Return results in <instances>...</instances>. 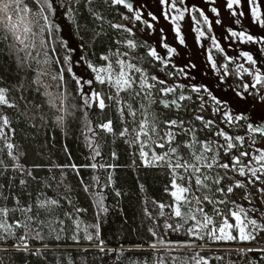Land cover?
<instances>
[{
  "label": "snow or ice",
  "instance_id": "obj_1",
  "mask_svg": "<svg viewBox=\"0 0 264 264\" xmlns=\"http://www.w3.org/2000/svg\"><path fill=\"white\" fill-rule=\"evenodd\" d=\"M95 3L0 0V42L19 68L33 72L27 86L25 80L18 83L20 95L16 98L10 99L11 89L0 86V141L4 142V148H0V245L11 242V249L0 247V251L27 253L31 240L44 242L45 230L55 233L59 242L60 234L66 231V220L74 225L71 239L80 243V214L87 209L73 203L71 185L65 183L66 169L76 175L83 192L93 197L95 222L83 227L84 240L95 242L101 253H116L117 261L125 251L137 250L139 246L106 249L101 238L102 220L113 210L106 203L105 190H112L117 203L126 194L116 187L114 172L118 165L97 160L102 158L98 140L104 132L124 140L132 150V166L161 171L168 177L164 191L170 195V202L153 201L159 208L157 216L146 206L144 212L154 224L150 234L170 253H177L170 257L172 264H187L179 252L203 248L209 241L254 242L259 246L236 251L259 252L264 260V143H260L264 140V0H223L227 17L222 16L217 0H203L199 5L190 0H156L155 8L148 0H103L105 7L117 9L119 20L108 21L118 33L114 40L117 47L100 55L99 64L80 51L88 47L84 35L78 36L79 43L73 39L82 29L87 31L80 22L81 6L99 22L91 44L106 35L105 13ZM246 14L250 20L247 26ZM186 18L194 34L193 51L188 59L177 60L189 47L184 31ZM161 20L168 29L160 26ZM251 25L259 31H251ZM217 28L221 29L219 35ZM46 80L55 82V92ZM104 88L109 89L107 94ZM26 92L46 98L47 105L58 113L55 124L65 130L70 120H76V113H82L89 163L53 162L29 168L19 162L23 154L16 151L15 129L2 108H19L23 103L22 114L33 121V128L37 119L47 122L41 112L43 105L27 99ZM77 99L79 105L69 103ZM29 104L32 111L27 110ZM112 105L123 124L118 134L112 119L96 122L94 114L90 115L93 108L103 114ZM172 111L175 115H169ZM111 158L118 159L116 152ZM82 168L107 172L106 179L93 175L91 183H85L80 175ZM44 169L49 176L41 179L34 174ZM54 170L59 171V180L51 174ZM33 183L43 185L36 192L34 204L29 191ZM61 187L64 191L55 197L44 191L55 192ZM139 187L143 189L144 185ZM25 194L29 200L22 202ZM237 195L250 207L243 206ZM62 201L72 207V212L64 213V219L55 215ZM39 210L49 218L42 219ZM161 218L166 235L174 233L183 239H164L159 232ZM149 248L158 252L156 243ZM192 260L194 264H209L199 252L193 253ZM157 264H164L158 255Z\"/></svg>",
  "mask_w": 264,
  "mask_h": 264
},
{
  "label": "trees",
  "instance_id": "obj_2",
  "mask_svg": "<svg viewBox=\"0 0 264 264\" xmlns=\"http://www.w3.org/2000/svg\"><path fill=\"white\" fill-rule=\"evenodd\" d=\"M100 11L105 13V21L103 24V31L106 35L100 36L95 40L94 46L91 44V37L94 34L99 22L93 21L88 13L81 6L82 16L80 22L87 26V31L81 30V33L74 36L73 39L76 43H79V35H84L85 44L88 47H82L81 52L85 56L90 57L97 64L102 63L98 60V57L102 54L109 52L110 49H115L117 46L114 40L117 38L118 33L110 28L108 21L116 22L119 17L115 15L117 9L107 8L103 5V0H96L94 5ZM119 11L123 12V8ZM74 31V30H73ZM143 54V49L140 50ZM33 76L32 71L19 68L13 58L8 53L6 46L3 42H0V86L8 87L11 89L9 93L10 99L16 98L20 93L16 90L18 83L21 80H25V85L31 80ZM26 78V79H25ZM52 84L51 91L55 92V82L47 81ZM72 82L69 81V91L71 92ZM100 90V89H98ZM104 93H108L109 89L104 88ZM25 96L29 100L35 101L37 104H42L43 108L41 112L45 117V121L37 119L35 121L36 127L31 125L33 121L27 119L22 113L25 111V105L20 103L19 108H2V111L9 115L12 121V128L15 129L13 142L17 146L16 151L22 153L20 163L26 167H31L35 164L50 165L53 162L56 164H69L76 163L77 165L89 163L90 150L87 146L86 129L83 127L82 113H76V120L69 121V126L65 130L55 124V109L50 108L47 105L46 98L34 93L26 92ZM75 102L79 105V100L69 101V103ZM106 103L108 101L106 100ZM187 104V102H185ZM29 111H32L31 104L28 105ZM96 117V122H104L110 118L113 120V127L116 133L122 129L120 117L117 115L115 105L108 107L101 114L96 108H93L92 113ZM169 115H175L172 111ZM83 133V134H82ZM100 151L102 152V158H97L99 162L112 164L115 163L118 167L115 169L114 178L116 180V187L121 189L123 198L117 203V198L112 193V190L106 189L108 194V200L106 203L113 206L107 217L103 218L101 223V238L105 240L106 249H118L123 246L125 250L129 248H137L135 251H125L124 256L120 261L116 259V253H101L95 248V242L89 243L83 238V227L87 224L95 222V207L92 203L93 197L85 194L79 186V180L71 169H66L67 179L66 184L71 185L72 191L70 193L73 203L81 208L87 209L86 212L80 214V218L83 221L81 224L80 243H76L71 239L73 234L74 225L72 221H65L66 231L61 233V239L59 242L55 240V233L49 234L45 230V240L43 243L31 240L29 242V251L10 250L9 252L0 251V257L3 258V264H68L71 260V264H128L129 261H139L140 264L146 260L147 264H157V255L164 261V264H172L170 257L176 255V252H169L167 247L150 234L149 228L154 227L153 221L149 219L144 212L145 206L153 216H157L159 208L153 201L157 202H170L171 197L165 193V185L169 183V179L161 171L149 170L142 167L132 166L133 156L130 154L131 149L124 140L120 139L118 135L113 136L101 132L98 140ZM0 148H4V142L0 141ZM116 152L118 159L113 160L111 153ZM6 152V149H5ZM69 153L71 154L69 156ZM137 163H139L138 157H136ZM11 163V161H8ZM38 178H45L50 174L46 169L39 170L34 173ZM52 175L60 178L58 170H54ZM80 175L84 177L85 183H91V177L93 175H100L102 180L106 179L107 172H96L92 169H81ZM144 185V188L139 187L140 184ZM15 187V186H14ZM55 187V185H54ZM43 188L42 184H32L29 191L32 192V202L35 203V196L38 189ZM48 196L55 197L57 193L64 191L63 187L57 189L55 192L44 189ZM242 191V190H241ZM17 192L19 190L17 189ZM236 199L239 200V195ZM29 200V197L25 194L22 196V202ZM146 202V203H145ZM11 203V202H9ZM63 206L56 210L55 215L64 219L65 212H72V207L67 203L61 202ZM119 209H122L120 211ZM37 210L34 208V213ZM167 211V209L165 210ZM39 215L42 219H48V214L39 210ZM160 227L159 232L164 239L179 240L183 237L171 234L170 236L165 234L163 228V219L158 221ZM59 228V225H57ZM91 231V229H90ZM18 235L22 234L20 231ZM151 243H156L158 252L149 248ZM45 244L47 247H45ZM238 245H255L253 243L242 242H207L203 248L195 249H183L179 252V255L184 259L187 264H194L192 256L194 252H199L200 256L208 260L209 264H252L253 261L258 264H264V260H261V253L259 252H243L238 253L236 247ZM72 246H81L74 248ZM0 247H8L11 249V242L8 245H0ZM143 250H140V249ZM39 249V254H36V250ZM84 249H89L84 251ZM222 257V259H217Z\"/></svg>",
  "mask_w": 264,
  "mask_h": 264
},
{
  "label": "rangeland",
  "instance_id": "obj_3",
  "mask_svg": "<svg viewBox=\"0 0 264 264\" xmlns=\"http://www.w3.org/2000/svg\"><path fill=\"white\" fill-rule=\"evenodd\" d=\"M203 0H190V3H195V4H202ZM148 3L151 4V6L153 8L156 7V0H148ZM205 8L208 7V5H203ZM217 6H219L221 8V12H222V16L223 17H227V13L226 11L224 10L223 8V0H217ZM250 22V20H249ZM250 24V23H249ZM160 26L165 28V29H168L169 25L164 22L163 20L160 21ZM191 21L190 19L186 18L185 22H184V31L186 32V40H187V43L189 45V47L187 49H185V55L182 56V57H177V60H186L188 59V55L191 54V52L193 51V45H194V34L192 33L191 31ZM221 32V29L217 28V34L219 35ZM171 33H169V40L171 41ZM243 206L245 207H250V205H248L247 201H241L240 202ZM74 248H79L81 246H72ZM203 247H208V246H203ZM236 247H239L240 249H247V248H255V247H258V246H255V245H238ZM187 249V248H185Z\"/></svg>",
  "mask_w": 264,
  "mask_h": 264
},
{
  "label": "flooded vegetation",
  "instance_id": "obj_4",
  "mask_svg": "<svg viewBox=\"0 0 264 264\" xmlns=\"http://www.w3.org/2000/svg\"><path fill=\"white\" fill-rule=\"evenodd\" d=\"M244 23H245L246 26L249 25V23H250L247 14H246V16H245V18H244ZM250 30H251V31H254V32L259 31L255 25H251ZM246 47H247V46H246ZM251 47L254 48L255 46L253 45V46H251ZM225 91H227V90H225ZM250 99H251V98H250ZM253 103H255V102L253 101ZM260 143H264V140H261Z\"/></svg>",
  "mask_w": 264,
  "mask_h": 264
}]
</instances>
